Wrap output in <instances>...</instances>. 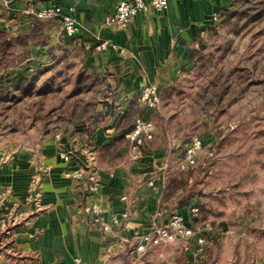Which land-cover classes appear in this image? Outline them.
I'll return each instance as SVG.
<instances>
[{"label":"crops","instance_id":"crops-1","mask_svg":"<svg viewBox=\"0 0 264 264\" xmlns=\"http://www.w3.org/2000/svg\"><path fill=\"white\" fill-rule=\"evenodd\" d=\"M118 1L0 0V17L23 25L32 19L26 9L61 8L78 33L68 38L59 19H46V49L79 54L84 69L104 86L96 106L104 118L89 139L63 133L60 140L46 137L36 149L0 156V264H264V210L254 212L238 199L233 171L227 170L236 155H223L217 170L203 171L199 182L177 170L188 146L183 140L156 135L140 158L128 147L111 158L98 155L99 147L125 135L136 120L153 119L154 110L140 101L143 91L155 86L163 96L176 87L183 71L196 64V41L225 0H172L162 12L149 7L126 28L106 24ZM102 42L108 48L99 51ZM209 144L203 140V149ZM62 152L72 160H63ZM80 168L100 180L95 195L86 196L66 177ZM183 177L186 187L164 200L170 184ZM92 203L101 207L110 232L83 212ZM193 207L200 209L197 216ZM172 213L193 221L205 239L203 251L191 239L137 254L139 237Z\"/></svg>","mask_w":264,"mask_h":264},{"label":"rangeland","instance_id":"rangeland-1","mask_svg":"<svg viewBox=\"0 0 264 264\" xmlns=\"http://www.w3.org/2000/svg\"><path fill=\"white\" fill-rule=\"evenodd\" d=\"M232 1L225 0L223 6ZM240 4L239 13H248V18L237 21V17L230 27L219 20L220 12L217 13L218 20L211 24L213 29L204 30L196 41L204 58L187 67L176 87L161 96L150 121L157 125L156 135L160 140H183L186 146L196 137L210 142L199 154V165L186 171L198 177L195 181H200L203 171H216L223 155H236L228 162L227 170L233 171L238 199L256 212L264 210V0H246ZM257 12L259 17H255ZM4 15L0 17L1 46L5 39L17 41L20 36L27 37V43L16 42L9 56L0 57V156L3 159L22 149L40 147L46 137L63 134L55 111L73 93L75 75L86 71L78 60L80 55L71 53V71L62 91L10 104L14 71L52 65V56L62 57L63 52L46 49L51 38L44 21L31 19L23 25ZM236 26L239 34L235 33ZM103 87L98 83L80 96L83 103L96 101L94 96L98 97ZM69 130L73 133L72 125ZM183 158L181 154L179 159ZM184 181L183 177L171 183L164 200L172 191L185 188Z\"/></svg>","mask_w":264,"mask_h":264},{"label":"built area","instance_id":"built-area-1","mask_svg":"<svg viewBox=\"0 0 264 264\" xmlns=\"http://www.w3.org/2000/svg\"><path fill=\"white\" fill-rule=\"evenodd\" d=\"M171 1L172 0H119L115 13L107 20L106 24L118 28H126L135 16L145 12L149 7L157 12H162L168 9ZM24 13L26 16L40 21L54 18L59 19L62 23L64 33L68 38H74L78 33V26L75 21L59 7L43 8L38 11L34 8H29L26 9ZM213 20H218L216 15ZM107 48V42H102L97 46V50L99 51L106 50ZM140 101L148 108L155 110L160 105L161 95L155 86H150L143 91ZM157 130V125L148 119L136 120L132 129L124 135L128 142V151L133 154L135 158H140L143 155V151L147 149V145L154 140ZM56 138L60 140L62 134H57ZM202 149V140L198 137L194 138L187 146L184 158L179 160L178 170L180 172H186L196 168L199 165V154ZM60 155L66 162L72 160L71 156L65 152H62ZM66 177L80 184L86 196L95 195L100 187V180L98 177L90 173L87 168H80L73 173H68ZM124 200L127 199L124 198ZM83 212L93 223L102 225L104 232H110V226L104 224L102 221V209L97 203L85 205ZM199 212L200 209L198 207H193L191 209V213L194 216H197ZM129 218L130 216L128 214L123 216L124 225L129 221ZM192 222L187 220L180 213H172L164 225L154 228L139 237L137 245L135 246V252L137 254H143L157 247H163L178 241L188 242L191 239H196L199 247L198 251L201 253L204 248L205 239L199 236V230Z\"/></svg>","mask_w":264,"mask_h":264},{"label":"trees","instance_id":"trees-1","mask_svg":"<svg viewBox=\"0 0 264 264\" xmlns=\"http://www.w3.org/2000/svg\"><path fill=\"white\" fill-rule=\"evenodd\" d=\"M240 1L246 0H239L238 3L237 0H233L231 3L222 7L219 13V20H222V22L231 27L233 25V20L237 17V21H241L245 17L248 18V13H239L241 8ZM259 16L260 12H257L255 17ZM247 23L248 22H246L244 26H246ZM212 27L213 26L207 30H212ZM234 30L236 34H239L240 31L237 29V26ZM0 35H2V33H0ZM16 42L21 45H26L27 37L20 36L17 41L5 39L4 45L1 46L0 44V57L9 56L11 48L16 45ZM50 51H52V49ZM60 51L63 52L62 57L53 55L52 65H44V67L37 68H20L12 73L13 77L10 80V104L22 103L35 97H46L49 94L59 93L63 90L62 84L65 85L68 81L66 76L70 70L69 61H71V59L68 50L60 48ZM204 56L202 49L197 48L194 50L193 62L198 63ZM75 77V89L73 93L67 96V99L63 100L55 111L56 114H58L56 122L60 124V128L63 129L64 134L70 133L69 126L72 125L73 133L84 135L89 139L95 123L102 121L104 115L96 112L98 103L97 96H94L96 101H91L89 103H83V99H81L80 96L90 92L98 83L101 84V82L87 71H79ZM70 99L74 100L71 103H66V100L68 101ZM44 119L48 120V115L44 116ZM47 124H49V121H47ZM45 127L47 129V126ZM127 147L128 142L123 135L115 138L110 144L99 147L98 155L102 159L111 158L116 155L118 150Z\"/></svg>","mask_w":264,"mask_h":264}]
</instances>
